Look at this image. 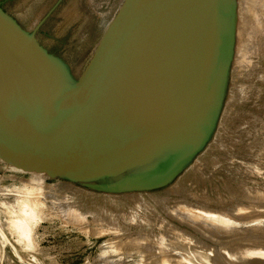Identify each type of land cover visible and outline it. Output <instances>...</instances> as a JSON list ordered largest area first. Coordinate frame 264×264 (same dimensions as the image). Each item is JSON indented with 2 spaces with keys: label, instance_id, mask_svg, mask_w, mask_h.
I'll use <instances>...</instances> for the list:
<instances>
[{
  "label": "water",
  "instance_id": "obj_1",
  "mask_svg": "<svg viewBox=\"0 0 264 264\" xmlns=\"http://www.w3.org/2000/svg\"><path fill=\"white\" fill-rule=\"evenodd\" d=\"M0 8V264H264V0H123L83 83Z\"/></svg>",
  "mask_w": 264,
  "mask_h": 264
},
{
  "label": "rangeland",
  "instance_id": "obj_2",
  "mask_svg": "<svg viewBox=\"0 0 264 264\" xmlns=\"http://www.w3.org/2000/svg\"><path fill=\"white\" fill-rule=\"evenodd\" d=\"M123 0H0V8L60 59L76 85L88 76Z\"/></svg>",
  "mask_w": 264,
  "mask_h": 264
}]
</instances>
